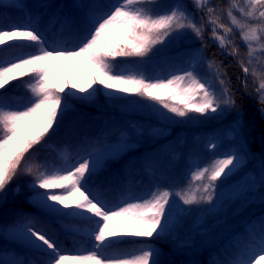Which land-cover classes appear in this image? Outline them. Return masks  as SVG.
<instances>
[{
	"label": "snow or ice",
	"instance_id": "6c2138e0",
	"mask_svg": "<svg viewBox=\"0 0 264 264\" xmlns=\"http://www.w3.org/2000/svg\"><path fill=\"white\" fill-rule=\"evenodd\" d=\"M155 3L156 0H118L109 11L91 14V27L72 47L49 44L30 22L0 29V46L36 49L0 59V195L22 171L32 172L30 167L22 169V162L55 132L69 110V101L92 102L97 91L95 85H102L108 96L122 93L154 102L153 106H159L157 110L161 115L170 119L226 115L235 107L225 73L211 61L207 67L213 70V81L196 72L197 58L191 54L187 70L155 80L143 74L114 71L112 62L116 58H147L157 46H163L170 39L179 40L189 30L203 39L206 17L212 39L222 50L227 51L228 45L231 46L229 54L238 55L237 35L246 46L248 59H240L238 63L247 78L254 59L264 64V55H257L264 54V0H244L243 4L230 0L226 10L211 5L210 0H192L193 7L203 14L199 23L182 3H175L163 12L149 11V6ZM233 10L244 19H238ZM219 11H226L230 24L221 21ZM25 41L28 43L9 44ZM251 74L257 75L255 68L251 69ZM24 77H28L23 84L31 96L22 105L12 106L2 92H6L13 81ZM255 90L259 103L264 105V76L260 77ZM260 111L264 113V107ZM193 113L197 115H191ZM241 128L242 121L238 119L227 135L235 138ZM217 146L215 141H210L208 148L214 150ZM81 159L82 162L77 160L65 167L38 170L34 173L32 188L35 203L49 216L88 222L92 248L85 250L86 254L81 250L76 254H61L63 250L58 241L48 235L43 224L31 217L22 218L13 233L30 250L47 257L43 264H159L156 259L159 252L151 246L138 250V254L105 256L103 253L125 237L148 241L166 239L183 219L179 210L174 212L177 200L185 212L190 211L191 206L214 207L218 182L230 178L247 162L246 155L232 150L197 164L189 175L187 187L181 191L157 188L142 202L111 204L89 187L88 181L96 174L97 162ZM261 173L260 185L264 188V166ZM258 243L259 247L249 246L230 264H264V234ZM12 264L25 262L16 260Z\"/></svg>",
	"mask_w": 264,
	"mask_h": 264
},
{
	"label": "trees",
	"instance_id": "16d2710c",
	"mask_svg": "<svg viewBox=\"0 0 264 264\" xmlns=\"http://www.w3.org/2000/svg\"><path fill=\"white\" fill-rule=\"evenodd\" d=\"M114 1L0 0V28H9L13 25L30 22L33 26L38 25L52 41V44L74 46L91 27V14L109 11ZM228 1L230 0H210V4L226 9ZM231 2L240 3L238 0H231ZM165 3L166 0H156V3L149 6L148 10L159 12ZM182 4L195 15V19L199 23L203 14L197 12L193 7L192 0H183ZM217 14L225 23L223 16L219 12ZM204 23L203 39L197 38L190 31L181 40L170 39L163 46H157L154 53L147 58H116L112 62L113 70L116 71L142 60H160L162 55L169 54L173 50L176 54L181 51L185 53L188 48V55L191 54L197 58L196 69L199 73L206 70L205 65L209 61L213 62L225 73L229 90L235 100V107L241 111L240 120L243 130L247 134V142L250 145L249 153L254 156L259 154L264 161V113L260 111L264 105L259 103L258 93L255 90L257 87L255 76L251 74V68L250 73L245 78V74L238 63V60L244 59V55L247 54L246 48L239 36H236L235 43L239 46V53L236 56L230 55L231 46H226L227 51L222 50L219 43L212 39L211 28L207 25L206 17ZM220 31L222 33V30ZM12 43L28 42H9V44ZM0 49H2L0 50V59H9L31 50L36 51L35 48L6 46H0ZM173 64L175 65V63ZM27 79L28 77H24L21 80L13 81L8 86L7 91L2 92L8 103L11 105L24 103L31 96L30 90L23 84V81ZM94 87L97 91L92 102L69 101V110L59 121V126L55 132L50 133L45 142L37 145L22 162L21 168L30 167L32 172L22 171L0 195V201L6 197L0 213V218H2L0 227L4 228V230L0 229V264H7L3 258L4 252H2L3 248L7 247L24 253L29 261H38L43 264L47 259L44 254L24 247L14 236L5 232V227L8 225L15 226L19 220L26 217L39 221L49 232L57 235L63 245L65 244L74 251H82L86 245L91 244V238L87 231L91 225L88 222L79 218L49 216L35 203V191L32 188V182L35 179L34 173L38 170L65 167L77 159L78 150L74 147L72 140L80 137L87 129L90 132L83 137L93 144L92 147L98 148L108 145L103 151V156V152L96 155L97 171L88 181V184L93 191H98L109 203H119L120 199L127 195L130 185L136 195L143 193L150 186L153 175L162 180L165 187L170 185L176 187L177 191H181L178 189L183 175L180 163L189 161L188 156L183 152L172 151L171 147H168V151L160 152L165 139L169 136L172 137L170 134L173 131L167 130L166 127L156 126L157 121H154L148 125L149 131L143 135L144 125L135 121V113L126 112L123 109L125 106L132 105L134 109L142 112L145 118L153 120L156 114L154 113L155 117H152L148 112H150L154 102L136 95L122 93L116 96H108L105 94L106 90L102 85H95ZM63 125L65 128L69 127L67 132L65 129H61L60 126ZM173 127L179 128L181 124ZM121 133L122 136H120ZM147 133L155 135L156 140H158L155 148L159 153L152 160H149L148 154L136 160L133 157L134 151L138 146L145 143ZM117 138H119L118 141H116ZM205 138L206 136H203L201 139L202 143H207ZM180 143L176 147L183 144V142ZM177 210L180 211L183 219L179 222L178 228L173 229L166 239L156 240L153 238L148 241L142 238L125 237L121 242L113 244L105 251L127 254L151 246L159 252L156 257L159 264H230L254 242L259 241L264 234L263 210L252 216L214 248L202 253L197 260L191 259L186 257L179 247L193 245L195 242V234L192 232L194 220L190 217L193 214V206H191L190 211L185 212L179 207L177 200V208L174 209V212ZM64 225L69 227L65 228ZM182 232H185V237L180 240Z\"/></svg>",
	"mask_w": 264,
	"mask_h": 264
},
{
	"label": "rangeland",
	"instance_id": "374dc122",
	"mask_svg": "<svg viewBox=\"0 0 264 264\" xmlns=\"http://www.w3.org/2000/svg\"><path fill=\"white\" fill-rule=\"evenodd\" d=\"M238 1L240 2V4L244 3V0ZM117 2L118 0L115 1V3ZM178 2L183 3V0H166L165 6L159 12L170 10L171 6ZM229 6L230 1L227 2V8ZM219 9L226 10L222 8ZM233 11L234 14L237 15L238 19H244L243 17L239 16L236 10ZM219 13L223 16L225 24H230V20L226 15V11H219ZM34 26L38 28V30L45 36L42 29L38 25ZM186 33L189 34L190 30ZM185 36L186 34L183 37ZM183 37H181L179 40L183 39ZM47 40L48 43L51 44V41L48 38ZM243 46L245 45L243 44ZM188 50L189 48L185 53L181 51L177 54L174 53L175 51L173 50L169 54L165 53L164 55H162L160 57V60L149 59L142 60L140 62H133L127 66L119 68L116 71L143 74L145 76L153 78V80L157 78H170L172 74H181L183 71L189 68L187 60V58L189 57ZM30 52H35V50H32ZM245 52L247 53V48ZM257 55L264 54L257 53ZM243 58L245 61H247V54L244 55ZM173 63H175V65ZM207 65L208 63L205 65L206 70L202 73H199L196 68L195 70L201 77L208 79L209 81H213V70L209 69ZM249 67L251 69L255 68L256 70L257 75L255 76V81L256 86L258 87L260 77L264 76V64L257 62L254 59L253 64L249 65ZM216 87L219 90L220 85L217 83ZM22 104L23 103L14 104L12 106ZM158 107V105L155 107L153 106L150 108L152 111L149 110L150 112H148V114L152 117H155L154 113L156 114V117L153 120L145 118V116L142 115V112H139L136 108L134 109L132 105L125 106L123 109L126 112L135 113V121L137 123H140L141 125H144L143 135L145 132L149 131L148 125L152 124L154 121H157V124H155L156 126L161 128L166 127L167 130L173 131L170 134L172 135V137L169 136L165 139L160 152L162 153L164 150L168 151V147H171L172 151L183 152L186 156H188L189 161H182L180 163L183 175L178 187L179 190L187 187L189 175L194 170L197 164H203L213 156H222L223 154L228 153L232 150H236L239 153L247 156L246 164H244L239 170H237L230 178H227L222 182H218V198L215 201L214 207L209 205L193 206V214H191L190 217L192 220H194V227L192 229V232H194L195 234V242L193 243V245H186L183 247H179V249L185 253L186 257L197 260L202 253L214 248L222 240L235 232L241 225L246 223L252 216L264 210V188H261L260 185V177L262 174L261 170L262 166H264V161L259 154L254 156L253 154L249 153L250 145L247 142V134L246 132H244L243 128H241L240 134L236 135L235 138L227 135V132L233 126L234 121L238 119L240 120L241 117V111L236 109V107L229 109L226 115L212 114V116H210L209 118L202 117V119L193 120L179 117L172 119L166 118L165 116L161 115L160 111L157 110ZM168 115L171 116L172 114ZM158 122L163 123L158 124ZM177 124H181V127H173ZM60 127L62 130L65 129V132H67V130L69 129V127L65 128L64 125ZM89 132L90 131L87 129L80 137L72 140V143L78 150V153L77 159H75L71 164L76 163L77 160H80V162H82L81 158H87L90 161L95 160L96 155L100 152H103L104 149L107 148L108 145H104L99 148L92 147L93 144H91L89 141H87V139H85V137H83ZM147 134L145 143L142 146H138L134 151L133 157L136 160L141 159L142 156L146 154H148L149 160H152V158L156 157L159 153L155 148L158 141L156 140L155 135ZM120 136H122V133L120 134ZM203 136H206L205 139L207 140V143H202L201 139L203 138ZM118 140L119 138L116 139V141ZM210 141H215L218 145L214 150H209L208 148ZM180 142H183V144L180 147H176L178 144H181ZM103 155L104 152L102 153V156ZM131 188L132 186L130 185L127 195L125 197H122L120 199V202H142L143 199L148 198L152 192H155L157 188L161 190L167 188L173 191H177V188L174 186L168 185L167 187H165L164 182L160 179H157L155 175H153L152 177L150 186L142 194L136 195ZM59 191L60 190L56 192L58 193ZM5 199L6 197L2 198L0 201V213L2 211V203L5 201ZM0 221H2V218H0ZM13 228L14 226L8 225L7 227H5V232L8 235L14 236L21 245L28 248L24 241L18 235H15L13 233ZM0 229L4 230V228L2 227H0ZM90 230L91 228L87 229L88 232H90ZM47 232L48 235H50L54 240L58 241L59 247L63 250L61 254H76L77 251L68 249L65 244L63 245L61 243L57 235L52 234L48 229ZM184 237L185 232H182L180 240H183ZM258 242L259 241L254 242L252 245L259 247ZM91 248L92 241L91 244H88L84 247V249L82 250L83 254H86L85 250H90ZM2 252H4L3 258L6 260L7 264H12V261L16 260H23L25 264H29V262H31L25 257L24 253H19L15 249H9V247H7L3 248ZM133 253L138 254V251ZM133 253L127 254L130 255ZM103 255L122 256L125 254L107 253L104 251ZM36 264L40 263L36 261Z\"/></svg>",
	"mask_w": 264,
	"mask_h": 264
}]
</instances>
